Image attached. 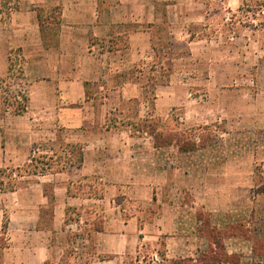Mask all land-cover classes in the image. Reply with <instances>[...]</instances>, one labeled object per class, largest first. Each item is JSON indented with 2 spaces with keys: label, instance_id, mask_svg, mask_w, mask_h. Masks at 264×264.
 I'll return each instance as SVG.
<instances>
[{
  "label": "crops",
  "instance_id": "crops-1",
  "mask_svg": "<svg viewBox=\"0 0 264 264\" xmlns=\"http://www.w3.org/2000/svg\"><path fill=\"white\" fill-rule=\"evenodd\" d=\"M253 22L264 41V0H0V79L18 54L28 99L16 114L0 88V170L60 163L27 175L38 264H264V192L243 182L231 133L221 155L205 135L218 125H164L161 141L140 125L189 113L169 68L236 28L252 43ZM187 131L195 150L171 137Z\"/></svg>",
  "mask_w": 264,
  "mask_h": 264
},
{
  "label": "rangeland",
  "instance_id": "rangeland-1",
  "mask_svg": "<svg viewBox=\"0 0 264 264\" xmlns=\"http://www.w3.org/2000/svg\"><path fill=\"white\" fill-rule=\"evenodd\" d=\"M238 21L244 24L242 18H237ZM253 23L255 30L252 43H246L244 34L240 33L241 29L236 28V33L216 35L217 43L210 45L202 60L199 58L195 62L188 59L185 61L186 67L178 64L169 68L173 74L185 73L181 76L183 81L178 84L185 87L195 99L189 113L186 109L175 108L167 120L156 118L140 125H158V128L161 125V130L155 133L159 141L164 139V125H218L214 134L209 132L205 135L209 139L215 137V149L221 155L228 150L223 139L230 132L231 139H235L231 152L237 156L238 170L247 173V177L242 180L248 181V172H252L253 191L256 195L264 192V41H260V34L256 33L257 22ZM14 56L19 57L18 54ZM186 73L196 74L199 78L187 76ZM2 79L6 81L0 82V88L5 91L6 97L8 92L14 93L20 89L27 93V83L20 73V63L13 75ZM159 82L166 84L167 81ZM15 104L7 106L15 112L18 105ZM196 105H199L198 108ZM153 129L157 130L155 126ZM171 137L186 142V149H196L193 143L196 137L194 132H174ZM48 154L52 155L50 152ZM46 157L37 153L28 166L19 169L18 175L11 172L0 174L6 191L0 189V233L5 216L9 219L7 248L0 252V264L40 263L37 260V253L40 252V234L37 231L40 227V180L28 178L27 175L36 169L39 173L44 172L50 166L58 169L60 163ZM19 175L24 177L19 178ZM11 187H15L16 192H10ZM207 233L212 232L207 229Z\"/></svg>",
  "mask_w": 264,
  "mask_h": 264
},
{
  "label": "trees",
  "instance_id": "trees-1",
  "mask_svg": "<svg viewBox=\"0 0 264 264\" xmlns=\"http://www.w3.org/2000/svg\"><path fill=\"white\" fill-rule=\"evenodd\" d=\"M58 21V20H57ZM41 22L43 23V20H41ZM59 23V22H58ZM21 59L20 57L11 55L10 56V66H9V72H8V77L14 74V69L16 68V66L19 65V63H21ZM20 73L23 74V70L20 67ZM6 80L4 79H0L1 83H5ZM0 83V85H1ZM13 102V103H12ZM17 103L18 105L16 106V110L15 113L16 114H22L25 110H26V105L28 102L27 96H23L21 100H19L17 97L12 96V97H6V103L10 106H13L15 103ZM16 105V104H15ZM23 105V106H22ZM8 171L5 169L0 170V174L1 175H5ZM0 183H1V189L2 192H6L5 191V184H4V180L0 179ZM13 187H11L12 189ZM8 189V188H6ZM9 228V219L7 216H5L4 221H3V225H2V232L0 233V252L3 251L5 248H7V230ZM168 264H193L191 261H171Z\"/></svg>",
  "mask_w": 264,
  "mask_h": 264
},
{
  "label": "built area",
  "instance_id": "built-area-1",
  "mask_svg": "<svg viewBox=\"0 0 264 264\" xmlns=\"http://www.w3.org/2000/svg\"><path fill=\"white\" fill-rule=\"evenodd\" d=\"M7 96L9 97L15 96L19 100H21L23 96H26V91L24 89H20L19 91H15L14 93L10 91L7 93Z\"/></svg>",
  "mask_w": 264,
  "mask_h": 264
}]
</instances>
